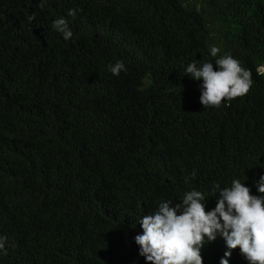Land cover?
Returning a JSON list of instances; mask_svg holds the SVG:
<instances>
[{"label":"trees","instance_id":"trees-1","mask_svg":"<svg viewBox=\"0 0 264 264\" xmlns=\"http://www.w3.org/2000/svg\"><path fill=\"white\" fill-rule=\"evenodd\" d=\"M42 2L0 0V264H148L134 238L160 203L198 190L211 211L234 179L262 195L264 0ZM226 54L252 88L205 108L185 70ZM205 240L204 264H249Z\"/></svg>","mask_w":264,"mask_h":264},{"label":"clouds","instance_id":"clouds-1","mask_svg":"<svg viewBox=\"0 0 264 264\" xmlns=\"http://www.w3.org/2000/svg\"><path fill=\"white\" fill-rule=\"evenodd\" d=\"M68 15L74 17L76 9H70ZM52 28L65 40L73 36L65 18L55 19ZM220 51L217 46L210 48L212 57H217ZM215 64L218 66L204 60L193 61L185 70L194 78L191 80L194 90L202 93L200 100L205 108H218L225 100L243 97L253 84L251 70L242 67L232 55L220 56ZM109 70L119 76L121 71H126V66L123 61H117ZM256 71L264 76V65H259ZM192 175L195 177V171ZM257 189L262 195H253L249 187L234 179L230 187L219 189L218 202L211 211L206 210V197L198 190L185 193L180 203H160L153 214L139 221L143 233L134 238L139 255L148 264H204L201 249L206 243L205 237L214 241L219 232L227 247L239 248L249 264H264V176L257 181ZM7 243L8 238L0 236V251L5 255ZM231 255V251L225 252V257ZM220 264H229V260L222 258Z\"/></svg>","mask_w":264,"mask_h":264}]
</instances>
